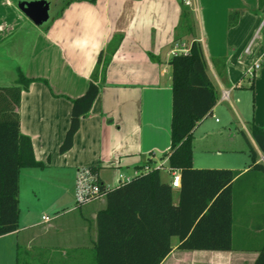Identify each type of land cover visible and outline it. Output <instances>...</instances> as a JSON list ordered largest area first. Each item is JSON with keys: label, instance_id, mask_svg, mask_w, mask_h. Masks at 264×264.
Returning <instances> with one entry per match:
<instances>
[{"label": "crops", "instance_id": "1", "mask_svg": "<svg viewBox=\"0 0 264 264\" xmlns=\"http://www.w3.org/2000/svg\"><path fill=\"white\" fill-rule=\"evenodd\" d=\"M19 1L0 0V88L18 85L19 71L32 81L18 105L12 91L0 93V110L6 116L14 106L20 132L31 138L42 165L20 171L19 227L0 236V264H97V217L106 195L77 206V171L95 168L101 183L115 188L121 174L166 158L173 118L170 59L182 44L201 41L219 93L194 130L193 166L244 174L252 163L249 143L264 162L251 132L252 123L264 127V0H52L56 11L44 26ZM231 13H237L234 26ZM101 53L109 62L99 94L73 146L61 152L72 100L86 92ZM257 61L261 67L252 75ZM161 175L171 183L169 171ZM179 196L180 186L174 187V202ZM249 197L235 215L237 249H182L173 236L160 264H254L264 243V204L257 194Z\"/></svg>", "mask_w": 264, "mask_h": 264}, {"label": "trees", "instance_id": "2", "mask_svg": "<svg viewBox=\"0 0 264 264\" xmlns=\"http://www.w3.org/2000/svg\"><path fill=\"white\" fill-rule=\"evenodd\" d=\"M72 1L67 0L66 4ZM236 22L237 13H231L229 25ZM108 62L109 57L103 58L101 53L86 92L72 100L71 122L61 152L73 146L81 119L90 112L99 94ZM170 65L172 139L164 157L168 158L170 168L181 172L179 201L174 202V187L162 179L159 169L108 188L106 207L97 217V264H160L172 250L173 236L179 237L182 249H237L234 223L240 209L236 202L244 205L250 202L249 194H257L264 204V162L245 132L252 163L244 174L227 168L193 166L194 130L219 99L201 41L194 40L187 53L174 54ZM31 81L19 71L18 85L0 88V93L12 91L18 105L22 90ZM13 108L6 116L0 110V236L19 227L21 169L42 165L36 160L31 138L20 132V117ZM251 132L264 154V127L252 123ZM155 162L149 159L147 163ZM258 251L254 264H264V243Z\"/></svg>", "mask_w": 264, "mask_h": 264}, {"label": "built area", "instance_id": "3", "mask_svg": "<svg viewBox=\"0 0 264 264\" xmlns=\"http://www.w3.org/2000/svg\"><path fill=\"white\" fill-rule=\"evenodd\" d=\"M190 47L185 44L177 46L174 50L176 53H187ZM261 67V62L257 61L250 69L249 73L254 75L255 70ZM227 96V92L224 93V97ZM218 120V119H217ZM152 169H159L160 171H169L172 174L171 184L173 187L181 186V172L178 169H172L168 166V158H164L162 161H157L154 164L146 163L139 169H135L133 175L128 176L121 174L120 180L125 183L131 180L135 176H139L143 173L149 172ZM108 188H103V184L100 181L98 173L92 167H81L77 171L76 183H75V200L77 206L88 204L101 196L106 195ZM45 221L50 220V216L44 215Z\"/></svg>", "mask_w": 264, "mask_h": 264}, {"label": "water", "instance_id": "4", "mask_svg": "<svg viewBox=\"0 0 264 264\" xmlns=\"http://www.w3.org/2000/svg\"><path fill=\"white\" fill-rule=\"evenodd\" d=\"M56 3L52 0H20L19 8L38 26H44L52 18Z\"/></svg>", "mask_w": 264, "mask_h": 264}, {"label": "rangeland", "instance_id": "5", "mask_svg": "<svg viewBox=\"0 0 264 264\" xmlns=\"http://www.w3.org/2000/svg\"><path fill=\"white\" fill-rule=\"evenodd\" d=\"M56 10L55 9H53V12H52V14L55 12ZM219 120V119H218ZM222 122L221 123H217L216 125H220V126H222ZM243 137L244 136H241V138L240 139H242L243 140ZM241 140V141H242ZM196 148V164H200V163H203L202 162V160H199L200 158H198V154L200 153V147H199V145H198V147H195ZM217 163V161L214 163V164H216ZM228 163H230L229 161H228ZM204 166H206V165H204ZM204 168H206V167H204ZM209 168V167H208ZM163 174H165V172H162ZM43 203H44V206H45V201H42ZM46 202H48V203H50L51 201L50 200H47ZM242 206V205H241ZM236 207L237 208H240L241 209V207H240V203H239V201L238 202H236ZM43 211H41L40 212V214H42V212H44L45 211V209H42ZM45 212H47V211H45ZM41 216V215H40ZM239 221V220H238ZM239 225H242V226H244V222L243 221H241L240 220V222H239Z\"/></svg>", "mask_w": 264, "mask_h": 264}]
</instances>
